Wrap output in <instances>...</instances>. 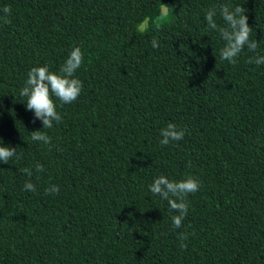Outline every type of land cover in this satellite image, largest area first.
Masks as SVG:
<instances>
[{"label":"trees","instance_id":"obj_1","mask_svg":"<svg viewBox=\"0 0 264 264\" xmlns=\"http://www.w3.org/2000/svg\"><path fill=\"white\" fill-rule=\"evenodd\" d=\"M222 4L247 9L259 42L235 64L221 59L224 42L205 20L216 8L224 26ZM5 6L0 139L20 158L0 163V264H264V65L247 62L264 56V0ZM74 46L84 54L81 95L71 104L53 97L62 120L43 129L20 92L33 67L59 73ZM168 123L185 136L161 146ZM37 130L50 145L31 139ZM160 175L200 182L180 228L178 213L149 191ZM29 180L35 192L24 190ZM52 185L58 194H46Z\"/></svg>","mask_w":264,"mask_h":264},{"label":"clouds","instance_id":"obj_2","mask_svg":"<svg viewBox=\"0 0 264 264\" xmlns=\"http://www.w3.org/2000/svg\"><path fill=\"white\" fill-rule=\"evenodd\" d=\"M168 8L161 3V19L166 17ZM0 11H3L5 17L11 14L9 6H5ZM218 11L224 21V26L218 27L215 22L216 8L207 11L205 20L209 28L219 31L220 38L224 42V46L220 49L221 59L235 64L237 57L245 48L249 52L255 53L259 42L250 39L253 29L248 24L247 9L241 5L222 4L219 6ZM151 44L154 49L159 47V43L155 38L151 41ZM83 62V52L80 47L74 46L59 73L49 71L47 66L33 67L29 71L25 87L21 90L20 95L27 98L26 110L33 112L35 119L42 122L43 129H50L53 127V122L59 123L62 120V116L57 112L53 97L57 98L62 104H71L81 95L83 82L75 76V73ZM247 62L264 65V56L257 55L254 59L249 57ZM160 136L162 137L159 140L160 145L167 146L170 142L182 140L185 136V130L178 128L174 123H168L166 127L161 129ZM31 139L44 145L51 144V137L42 130L31 132ZM13 157L20 158V153L17 154V148L11 145L4 146L3 140L0 139V163L8 164ZM21 171L29 177L33 175L30 168H24ZM35 171L37 173L43 172V165L37 163ZM23 187L26 191H36L35 185L30 180ZM148 187L153 195H158L166 200L170 209L178 213L172 217V221L176 228H180L188 212L187 197L189 194L199 191L200 182L192 176L176 181L160 175ZM59 191L57 185L45 189L46 194H58ZM179 238L181 241L180 247L186 248L187 245L184 241L187 236L180 234Z\"/></svg>","mask_w":264,"mask_h":264}]
</instances>
